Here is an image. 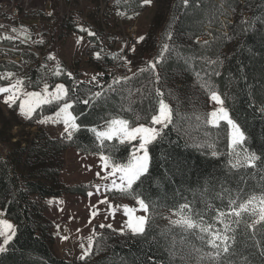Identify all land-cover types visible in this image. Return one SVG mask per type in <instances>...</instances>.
<instances>
[{"label":"trees","instance_id":"1","mask_svg":"<svg viewBox=\"0 0 264 264\" xmlns=\"http://www.w3.org/2000/svg\"><path fill=\"white\" fill-rule=\"evenodd\" d=\"M125 1L131 7H143V0ZM157 7L139 46L134 79L116 85L119 91L108 92V67L86 85L61 64V76L51 79L50 87L60 83L70 90L74 103L71 111L80 129L72 139H53L43 133L22 152L24 155L13 159L9 154L0 160V211L16 229L8 251L0 254V264H197L187 255L191 246L203 247L204 251L207 247L179 228L159 225L158 216L179 211V206L188 202L208 219L207 205H221L215 198L221 186L233 197L238 190L257 195L264 192V162L258 160L256 168H231L227 125L204 123L210 94L205 85L210 83L225 101L230 117L245 131L243 148L257 156L264 154V0H168L165 4L158 1ZM164 45L168 50L161 57ZM104 59L111 60L104 63L122 64L115 54L108 53ZM157 61L155 71L140 74L141 69ZM94 71L99 74L101 66ZM216 72L220 75H214ZM37 73L31 70L29 76L36 82L27 84L26 89L41 87ZM97 92L102 95L96 97ZM88 95L93 98L87 99ZM161 99L170 107L172 123L162 139L149 145L150 176L134 185L131 194H110L111 198L126 199L141 194L149 204L151 218L146 234L121 235L105 227L98 230L91 254L84 260L59 258L51 247L52 226L43 215L41 203L64 194L87 197L89 192L86 186L67 188L60 182L63 153L73 148L84 155L103 154L110 160L126 162L130 144L113 140L101 145L91 129L102 128L113 118L126 119L132 127L150 125ZM57 110L56 104L45 105L34 117ZM32 124L28 122V126ZM252 259L253 264L264 261L258 255Z\"/></svg>","mask_w":264,"mask_h":264},{"label":"snow or ice","instance_id":"2","mask_svg":"<svg viewBox=\"0 0 264 264\" xmlns=\"http://www.w3.org/2000/svg\"><path fill=\"white\" fill-rule=\"evenodd\" d=\"M187 2V0H186ZM144 4H150L151 0H143ZM83 31V29H81ZM89 35L94 33L89 32ZM140 37V40H143ZM79 43V41H78ZM168 46L164 45V50L161 51L160 56L163 57ZM99 54H97V57ZM54 59V57H49ZM160 61L152 63L147 69H141L140 74L145 72L155 71ZM58 74V73H57ZM71 76V73L68 74ZM214 75H220L218 72ZM133 77L115 78L113 83L109 85L108 92L119 91L116 85L122 84L123 80L134 79ZM93 81L96 77L92 78ZM159 79V77H157ZM22 85V81L17 80L16 84L8 87L0 86V93H11L5 95L3 103L11 108L17 103L19 99L18 87ZM210 95L208 99L214 103V110L210 112L207 123L215 127L220 126V122H226L228 129V149L230 150L231 168H256L257 161L264 162V154L257 156L256 153L250 152L247 148H243L246 143V133L237 121L230 117L226 109L225 101L221 98L215 90L212 89L211 84H206ZM69 89H66L64 84L55 85L54 91H48V85L45 83L44 88L40 92H25L23 99H20L19 114L26 119H31L32 114L43 105L56 104L58 110L55 112L54 117H49L45 120H39L38 123H47L52 120L55 123H63L64 132L67 134L68 139H72L73 133L80 129V125L76 122L77 118L73 114L74 103L71 102L72 98L69 95ZM160 93L157 92V95ZM102 92L95 93L96 97H100ZM79 102V101H76ZM84 103H89L85 100ZM264 111V109H262ZM106 130L100 131L92 128L91 131L95 134V138L101 145L105 141H113L118 139L121 144H130L132 146L126 162H116L115 159L111 160L106 155H101L100 160L103 162L101 165L102 170L108 171L106 175L101 177L100 172L97 176L101 179L112 178L111 185H106V191L115 189L122 194H131L135 191L134 185L138 182L142 184L144 179L150 176V152L149 145L157 142L158 138H163L166 135L165 129L169 128L172 123L171 110L164 102L159 101L157 114H153L150 119V126L141 124L132 127L126 119L113 118L107 120ZM159 126V127H157ZM138 142V143H134ZM242 147V151H237V147ZM213 155H216L214 152ZM231 170V169H229ZM264 171V170H262ZM117 174L118 180L117 182ZM207 183V182H206ZM225 194L227 196V204H224ZM91 196L92 193H89ZM141 194H137L134 199L139 209L143 210L145 215L133 216L136 209L124 207V214L129 217L126 221V228L132 233L133 236H142L146 234V227L150 225L151 218L147 215L149 211V204L145 199L140 198ZM220 199V206L207 205L208 219H205V213L197 211L191 203L185 202L179 207L180 219L170 220V225L173 228H179L183 233L190 236H195L202 246L207 247V251L203 247L191 246L190 251L187 253L188 257H193L197 264H253V257H264V192L257 194L243 193V190H238L235 197H233L230 190L224 189L221 186V191L216 195ZM108 198H105L99 203H107ZM111 207V205H109ZM184 210H187L185 214ZM96 213H93L95 216ZM101 228H111V225H100ZM120 233H124L122 227ZM16 235V229L7 220H0V237H3V242L0 243V254L8 251L13 238ZM239 236H243L242 241L238 240ZM67 239V237H63ZM187 240V237L184 238ZM92 239L89 238L88 249L80 257L84 260L92 250ZM83 247V245H81ZM264 264V261L261 262Z\"/></svg>","mask_w":264,"mask_h":264},{"label":"rangeland","instance_id":"3","mask_svg":"<svg viewBox=\"0 0 264 264\" xmlns=\"http://www.w3.org/2000/svg\"><path fill=\"white\" fill-rule=\"evenodd\" d=\"M2 1L4 0H0V3ZM158 1H161L165 4L168 0H151L150 4H141L145 8V11L139 18L136 25L140 36L143 38H145L148 34L150 24L157 13ZM86 5L90 9L93 8V6L88 3V1L86 2ZM47 9L49 12L51 11L50 4L47 5ZM57 21L59 22V20ZM21 23L26 27H32L38 24V22L35 20L24 19H21ZM75 25H77V22H73L72 24L68 25L65 32L60 31L62 36H60L56 41L54 45L55 50L51 51L50 48L47 51L36 50V56H28L29 62L26 64L28 65L29 73H25L24 69L11 65L0 68V86L8 87L12 84H16L17 80L22 81V85L18 87V95L20 98L17 99V103L11 108L3 103L4 96L11 93H0V160H3L4 157L9 154H12L9 156H11L13 159H17L21 155H24L25 153L22 152L30 146L32 141L39 139L43 133L53 139L67 137V134L64 132L63 123H55L52 120H49L47 123H38L39 120H45L49 117H54L55 115V113H53L51 115H39L38 118L34 117L35 112L45 105L41 106V108H38L32 114L31 119H26L24 116L19 114L20 99L25 98V92H40L44 88L45 83L48 85L49 92L54 91L55 85L57 84L50 87V80L61 76V64H63L66 68L72 69L73 74L78 78L79 82H82L86 85L94 82L92 79L93 77H96L97 79L98 76L103 74V71L105 70L104 68H106L104 63L98 61L97 59L84 61V49L88 44L87 32L90 31L88 28L85 29V27H80L79 30L75 27ZM81 29H83V31ZM9 32L12 31L10 30ZM79 32H81V34ZM78 33L79 35H77ZM13 34L7 35V44L15 46H7L6 49L3 45H1L0 42V56H7V53H9V56H17V48H31L34 46H39L38 48L43 47V43L40 42L38 38H20L18 35ZM89 36L91 39H94L91 35ZM142 41L143 40H140V44ZM140 44L138 45V48L136 47L133 53V55L136 54L134 62L137 59ZM90 45L91 40L89 46ZM50 56L54 57V59H47ZM92 56L97 55H90V57ZM108 60L111 61L110 59ZM49 62H53L55 64L54 68H52V71L45 70V68H49ZM57 66L58 68H56ZM95 66H101V72L99 74V71H94L96 69ZM129 68H131V62ZM32 69L37 70L38 73L36 74V79H39L42 82L41 87L37 90H28L25 88L27 84H34L36 82L35 78H31L29 76ZM107 72L109 73V70H107ZM131 72L132 69L129 70L128 77L131 75ZM137 72L138 67H136V73ZM112 83L113 80L110 77L108 87ZM86 97L87 99H92L93 95H88ZM214 107V103L207 99L204 120L205 124H208L207 120L209 118V114L214 110ZM29 121H33L31 126H28ZM198 121L200 120L198 119ZM221 123L226 124L224 121H221L220 124ZM208 125L215 127L210 124ZM106 128L107 124L102 128L96 129L103 131L106 130ZM194 129L195 131H200L199 128ZM192 139L195 141L194 137ZM113 140H117L119 142L118 139L114 138ZM237 151H242V147L238 146ZM100 156L101 155L93 154L84 155L77 152L73 148L67 149L63 153L64 167L60 172V182L67 188L86 186L89 189L88 195L87 197H81L78 195L64 194L60 197H49L44 199L41 203L44 210L43 215L52 226L51 247L59 258H63L71 262L80 261V257L88 249L89 238L92 239L94 245L97 232L98 230L102 229L100 227L101 224L111 225V228L109 229L116 231L119 234H121L119 230L122 227L124 228L123 234L131 233L125 226L126 221L129 219V217L124 214L125 206L130 209H136V211L133 213V216L145 215L143 210L139 209L135 199H126L123 196L111 198V193L120 192L115 189L106 191V185H111L112 178L110 177L109 179L105 180L97 176V172H100L102 177L106 175L108 171H111V168L107 170L101 169L103 162L100 160ZM229 158L234 162L233 157H230L229 155ZM117 182L119 183L118 174ZM89 193H92V195L90 196ZM105 196H107L108 202L99 203V201L103 200ZM109 205H111V207H109ZM180 212L181 209L175 213ZM184 212L187 214L186 210H184ZM93 213H96V215L93 216ZM180 218V215L174 214V212H163L158 216L157 223L161 226H172L170 225V220H176ZM0 220H7L5 219L2 211H0ZM8 222L11 223L10 221ZM63 237H67V239H63ZM2 242L3 237H0V243ZM81 245H83V247H81ZM90 254L91 252L89 255Z\"/></svg>","mask_w":264,"mask_h":264},{"label":"built area","instance_id":"4","mask_svg":"<svg viewBox=\"0 0 264 264\" xmlns=\"http://www.w3.org/2000/svg\"><path fill=\"white\" fill-rule=\"evenodd\" d=\"M87 1H99V8H94L93 11H99L100 8L108 7L109 3L113 0H4L0 3V7H3V14H0V25L3 22L16 21V19L35 20L38 21L37 30H17L18 37H36L43 43L42 48L34 46L31 48H17V56H0V68L5 66H15L25 70V73H29V68L26 63L29 62L28 56L35 55L36 50H48L53 44L56 43L57 38L60 35L56 34L57 19L61 17L62 13H75V20L73 22H82L84 27H91V31L97 30L96 25H91V22L82 21V9L83 4ZM50 4L51 11L47 9V5ZM144 7L132 6V12L124 13L123 20H117V34L102 33V39H91V46L85 48L86 58L90 59V55H97L98 61L104 63V53L109 50H116L118 56H124V64L104 63L109 68V74L111 79L128 77L129 59L135 51V47L140 43V33L137 29L136 23L144 13ZM116 16V13H114ZM16 30V29H14ZM130 31V32H129ZM81 34V32H79ZM79 33L77 35H79ZM56 36V37H55ZM115 37V47L106 48V38ZM0 42L4 48L7 46H15L7 44V34L2 33L0 35ZM39 64V62H38ZM54 63L49 62V68H45L47 71H52ZM126 81V80H123ZM122 81V82H123Z\"/></svg>","mask_w":264,"mask_h":264},{"label":"bare ground","instance_id":"5","mask_svg":"<svg viewBox=\"0 0 264 264\" xmlns=\"http://www.w3.org/2000/svg\"><path fill=\"white\" fill-rule=\"evenodd\" d=\"M88 3H90L93 6V8L90 9L87 7L86 4H83L82 21L91 22V25L97 26V30H93V31H91V27H85V29L88 28V30L91 33H94V35H91L92 38H94V39H102V33H108V30H110V34H117V20H123L124 19V13L132 12V7L129 6V4L126 3L125 0H113V1H111V3H109V8L108 7H101L100 8V16L101 17H99V11H93L94 8H99V1H88ZM114 13H116V16H114ZM0 14H3V7H0ZM57 20H59V22L57 21L56 33L58 35L62 36L60 31L65 32L67 26L71 24V21L75 20V13H62L61 17H58ZM75 27L77 29H79L80 27H84V25H82V22H77V25H75ZM37 28H38V24L35 26H32V27H29V30H37ZM14 29H16V30H14ZM23 29H28V27L22 25L21 19H16V21L3 22V25H0V34L2 35V33H4L7 35H11L14 33L13 35H18L17 30H23ZM10 30L12 32H9ZM64 32H62V33H64ZM87 33H88V35H87L88 44H87L86 48H88V46L90 44V40H91V38L89 36V32H87ZM34 38L36 39V37H34ZM57 40H58V38H57ZM139 44L140 43L137 44V48H138ZM114 47H115V37L106 38V48H114ZM135 49H136V47H135ZM41 52H43V51H41ZM108 53L110 55L115 54L118 56V52H116V50H109L108 52L104 53V56ZM135 56H136V54H135ZM135 56H132V60H131L132 72H131V75L129 76V78L135 73V67H134ZM84 58H86V51H85ZM47 59H49V58H47ZM92 59L98 60V57L92 56V57H90V59H85V61H90ZM118 59L120 62H122V64H124V56H118ZM130 59H131V57H130ZM130 59H129V63H130ZM104 61H108V60L104 59ZM44 65H46V64H44Z\"/></svg>","mask_w":264,"mask_h":264}]
</instances>
